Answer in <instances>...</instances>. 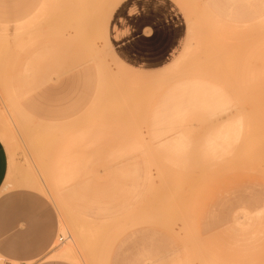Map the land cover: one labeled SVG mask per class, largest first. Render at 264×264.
I'll list each match as a JSON object with an SVG mask.
<instances>
[{"label": "rangeland", "instance_id": "1", "mask_svg": "<svg viewBox=\"0 0 264 264\" xmlns=\"http://www.w3.org/2000/svg\"><path fill=\"white\" fill-rule=\"evenodd\" d=\"M0 137L59 260L264 264V0H0Z\"/></svg>", "mask_w": 264, "mask_h": 264}, {"label": "crops", "instance_id": "2", "mask_svg": "<svg viewBox=\"0 0 264 264\" xmlns=\"http://www.w3.org/2000/svg\"><path fill=\"white\" fill-rule=\"evenodd\" d=\"M146 22H142L139 18L137 22V31H132V24L124 25L122 28L115 29V37L121 38L124 42L126 40L137 41V49L139 52V59L141 58L140 53L142 49H146L147 42L152 41L154 43L153 49L155 52H162L166 47H164V42L171 41V36L163 35L155 31L153 28V34L147 35L143 30L146 29ZM134 27V26H133ZM166 28V26H163ZM130 50V47L128 48ZM123 51H126V45L123 43ZM165 53V50H164ZM166 56V55H165ZM172 57V54L169 55ZM153 59V60H152ZM152 61L149 63H160L161 56L152 57ZM160 59V61L156 60ZM147 63V58L145 59ZM141 62V61H139ZM0 140V187L5 179L7 171V158L6 153ZM50 235L44 233L42 228L36 227V225L30 224L26 228H13L12 225L3 226L0 223V264H11L18 262L31 261L33 264H69L63 260L64 258H58L51 256L53 253L50 252ZM56 258V259H53Z\"/></svg>", "mask_w": 264, "mask_h": 264}, {"label": "bare ground", "instance_id": "3", "mask_svg": "<svg viewBox=\"0 0 264 264\" xmlns=\"http://www.w3.org/2000/svg\"><path fill=\"white\" fill-rule=\"evenodd\" d=\"M1 139V137H0ZM51 256H55L58 258H64V259H74V256L72 255V250L69 247H64L56 252H54Z\"/></svg>", "mask_w": 264, "mask_h": 264}, {"label": "built area", "instance_id": "4", "mask_svg": "<svg viewBox=\"0 0 264 264\" xmlns=\"http://www.w3.org/2000/svg\"><path fill=\"white\" fill-rule=\"evenodd\" d=\"M61 240V239H60ZM19 264H27L26 262H20Z\"/></svg>", "mask_w": 264, "mask_h": 264}]
</instances>
